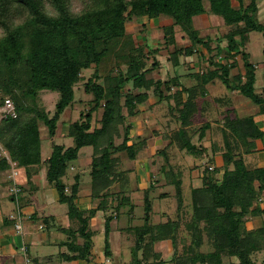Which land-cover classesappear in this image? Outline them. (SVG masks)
Here are the masks:
<instances>
[{"label":"trees","instance_id":"1","mask_svg":"<svg viewBox=\"0 0 264 264\" xmlns=\"http://www.w3.org/2000/svg\"><path fill=\"white\" fill-rule=\"evenodd\" d=\"M260 1L0 0V104L10 99L16 113L15 117H0V174L9 172V161L24 172V183L17 181L20 209L26 204L25 191L32 175L44 169L45 184L54 190L56 201L65 205L67 225L55 223L54 216L46 214L41 222L44 229L55 227L66 235L64 244L72 254H62L63 258L87 261L95 233L89 220L99 210L103 214V254L108 257L109 224L125 206L127 228L134 235L127 264H166L153 251V243L161 240L170 241V264H221L223 258L233 260L230 264H261L257 253L264 250V209L258 200L264 191V165L252 166L244 155L254 151L256 140L264 147V131L252 116L230 117L225 112L221 118V143L210 147L212 155L218 152L220 164L203 167L200 184L189 190L188 213L183 209L180 173L173 171L167 158L172 148L191 155L202 153L191 139L200 140L209 124L195 125L194 118L208 102L204 86L215 79L227 91L234 90L257 105L264 115V60L260 90L256 91L260 63H252L246 51L249 33L258 32L264 38V23L258 18ZM203 13L217 16L225 32L213 40L200 36L192 19ZM159 17L165 20L160 26L161 46L137 42L136 36L145 29L143 19ZM128 21L138 25L137 34L127 32ZM176 29L187 44L177 45ZM161 48L167 50L166 60L174 68L188 64L186 60L193 55L205 64L186 74L191 81L188 85L179 74L162 79L153 74L160 67ZM86 69L91 73L82 87L91 98L86 110L67 125L71 145L52 143L49 155L41 160L39 126L46 127L48 137L55 134L56 122L73 102L74 86ZM42 91L58 94L51 114L40 105ZM149 97L165 102L169 118L178 124L162 135L167 142L155 151L163 160L156 173L163 174L173 187L176 214L151 221L149 189L153 182L149 175L141 223L132 225L135 206L129 197L130 178L118 166L119 153L134 160L145 150V137L130 136L128 117L138 113L137 106ZM214 101L229 103L223 98ZM93 113L98 114V126L91 127ZM85 146L91 148L87 175L95 206L79 210L75 198L81 175L74 173L70 183L64 178ZM208 160L213 163L212 156ZM256 215L263 218L262 225L246 228L245 221ZM77 237L82 239L79 245Z\"/></svg>","mask_w":264,"mask_h":264},{"label":"rangeland","instance_id":"2","mask_svg":"<svg viewBox=\"0 0 264 264\" xmlns=\"http://www.w3.org/2000/svg\"><path fill=\"white\" fill-rule=\"evenodd\" d=\"M260 13H259V20L264 23V0L260 3ZM145 21V29L144 32L139 33L136 36L137 42L144 43L150 47L154 46H161L162 43V32L160 29V26L164 23V17H159L157 19H151ZM219 26L211 25V22L205 21L202 19H194V25L200 29L208 30V36L211 37L213 40L216 35H221L223 32H225V27L222 25L221 21ZM208 27V28H207ZM215 27V28H214ZM127 32H131L133 34H137L136 29L138 28V25L134 22L128 21L127 23ZM207 28V29H206ZM177 30V29H176ZM176 43L177 45H184L187 44V40L184 36H182V33L177 30L175 35ZM214 44V42H212ZM264 48V38L262 37L261 33L258 32H251L249 33V40L246 45V51L249 53V60L252 63L259 64L258 68L256 69V81L261 83V61L264 60V54L262 53V49ZM170 49V48H169ZM166 50V49H165ZM164 48H161L160 53L158 55L159 61H160V67L158 68L157 72H154V75H157L158 77L165 79L168 76H171L173 74H185L188 71H194L196 69H201L200 67L197 68L196 61H192L191 65H185L182 64L177 67H172L169 62L166 60L167 58V50L165 51ZM194 58V57H193ZM198 60V59H197ZM239 62V61H237ZM240 63V62H239ZM201 63H199L200 65ZM91 69H86L81 71V80L74 86V100L70 104V106H67L64 108L63 112L61 113L58 121L56 122V130L55 135L52 137H48L46 127H44L42 124L39 126V137H40V152L43 158L47 157L50 152L51 144H60L64 147L71 145V139L69 137H66V129L67 125L76 120L78 118L79 112H83L86 110L89 104H87L88 100L91 98L90 94H86L83 92L82 84L84 80L90 75ZM256 82V87L258 86ZM185 84H189V80L184 81ZM219 84V83H218ZM219 86L222 88V91L224 92V87L219 84ZM212 94L216 90L215 87L210 88ZM222 92V93H223ZM215 94V93H214ZM57 93L55 91H42L39 93V102L40 105L43 106V109L47 111L49 114L53 111V104L57 98ZM155 99L146 100L144 103L137 106V114L133 116H129L128 120L131 123L132 121V134L134 132L140 133L141 137L147 138L148 146H150V150H147L145 152H142L139 154V157L135 160H128L123 152L119 153L120 157V163L119 168L120 170L127 171L128 176L130 178V193L129 197L131 199V202L134 204V219L132 221V225H137L141 223V215L143 211L142 207V196H143V190L147 188L148 186V178L150 175V178L153 182L152 188L149 189V196L151 198V221L153 223L164 220L163 214L165 216H168L170 218H174L176 214V208H175V198L173 195V187L170 184H166L164 182V179L162 178L161 173L157 172V167L160 163H163L162 157L156 155L155 151L158 150V147L163 145L167 139L163 138V132L166 131L169 133L171 130L174 129L173 121L168 119L167 111L165 108V102H162V105H154ZM250 103V102H249ZM154 105V106H153ZM252 107H256L252 103H250ZM97 113H93L92 115V121H91V127L98 126L97 123ZM168 119V121H167ZM131 120V121H130ZM194 122H197V119L194 120ZM156 132V133H154ZM165 132V133H166ZM166 133V134H167ZM207 135V133H206ZM208 139L214 138L215 140H220V135L218 130H213L211 134H209ZM133 136V135H132ZM195 137V136H194ZM152 140V141H150ZM205 144L207 145V139L204 140ZM160 143V146H159ZM208 147V146H207ZM184 152V151H183ZM210 154L211 151L209 150ZM185 153V152H184ZM90 154H91V148L88 146L83 147L80 152L79 156L76 160L72 161L73 163V169H71L69 166L66 171V180L67 183L71 182V176L74 172H78L80 177V188H84L85 185L89 184V178L87 175L88 171V164H87V158L88 161L90 160ZM209 154V155H210ZM208 155V156H209ZM169 161V165L174 167L175 165H179L183 167L184 170L190 171V173L184 172V186L182 191V197H183V204H184V210L186 213L189 212V190L191 186L195 183L194 186H197L200 184V178L199 171L194 170V164L196 165L198 162L197 167L202 166H212V162H210L208 159L202 160L203 162H199L196 157H189L184 155L181 152L178 151H169V156L167 157ZM75 165V166H74ZM202 169V168H201ZM130 170V171H129ZM8 171L0 174V179H7ZM18 175L16 174V180ZM196 176V180L193 181L192 178ZM42 176H40L39 181L42 182ZM4 184V181L2 182ZM6 184V192L7 196L6 198H3L2 202L7 203V207L11 206V213L16 214V210L12 207L14 205V201L10 198L7 191V183ZM136 187V188H135ZM52 190L53 195H55L54 190L49 188V191ZM83 190V189H82ZM86 192V191H85ZM161 194L164 196L161 197ZM58 209H61L60 211H63L65 213V205L64 204H58L56 202ZM22 210V209H21ZM28 209H26L27 211ZM26 211H23L26 213ZM188 214H186L187 216ZM60 219V218H58ZM90 222V228L95 232L94 234H100L102 236L103 232V220L101 218H94L91 219ZM117 225H115V221L111 222L109 224L111 232L109 233L110 237V243L113 245V259L111 263L113 264H120L123 263L122 260L124 259V254L126 249L129 251V258L128 260L132 258L130 252H132L133 247V237H130V234H133L132 229H124L127 222L126 220H118L116 222ZM115 227V229H114ZM124 230H120V229ZM100 231V232H98ZM180 234H185L181 229L179 230ZM124 234L125 236L129 234L127 237V240L124 239L125 236L119 237L117 234ZM102 241V240H101ZM96 243H98V240H96ZM118 245V246H117ZM179 246V243L177 244ZM167 247V248H166ZM160 248L162 250H167L170 248L168 244H165V246ZM56 250H53L51 252H54ZM259 253H257V256H259ZM125 255V256H126ZM127 260V261H128Z\"/></svg>","mask_w":264,"mask_h":264},{"label":"crops","instance_id":"3","mask_svg":"<svg viewBox=\"0 0 264 264\" xmlns=\"http://www.w3.org/2000/svg\"><path fill=\"white\" fill-rule=\"evenodd\" d=\"M261 1H260V3H261ZM260 3H259L258 15L260 13V7H261ZM196 18L205 20L206 22L210 21L211 25H215L216 27L220 25L219 21H221L217 16H215L213 14H208V13H203V14H200V15L193 17V19H192L193 26L196 29H198L200 36H206V37H209L208 36L209 34L207 31L211 30V29L203 30V29L196 27L194 25V19H196ZM258 18H259V16H258ZM175 41H176V39H175ZM186 61H188V64H185V65H191L192 61H196L195 65L197 66V68L198 67L201 68V65L205 64V62H203V64L199 65L200 62H198L196 55H193L192 57L188 58V60H186ZM194 71H196V70H194ZM194 71H188L187 73L194 72ZM187 73L180 75V80L183 83L185 80L190 81L189 76L186 75ZM255 82H257V81H255ZM218 83L221 86H223L217 79H215L213 82L207 83L204 86V88L206 90L205 97L208 100V102L205 103L204 109L199 107L200 109H203V111H200L198 113L199 115L196 114L197 117L194 118V120L197 119V122H194L195 125H200L203 122H207L209 124V127H207V129H205L203 137L200 140H197L196 136L191 139V142L198 149H200L202 151V153H200V154L196 153L194 155H191V154L184 153L183 150H177L175 148H172L170 150V151H173V149H174V151L176 150L178 152H181L186 156L196 157L198 160H200L199 162H203L202 160L208 159V158H210V156H212V158H213L212 166L213 167L218 166L220 164L219 154L217 152V153H214L212 155V153L210 154L209 150L211 151L210 147L212 144L217 143L218 145H220V143H221V133H220V130L218 129V127L221 126V120H222L221 118L224 116L225 112L228 113V116H230V117H232L234 115H236L238 117L251 115L255 124L257 125V127L260 130L264 131V115H262L258 112V106L255 105L256 107H252L250 105L251 102L246 97L242 96L241 94H238L234 90L227 91L224 88V92H223L222 88L219 86ZM257 84H258V82H257ZM186 85H188V84H186ZM260 85H261V83H259L258 86L256 87V91L260 90ZM211 87L216 88V90L214 91L215 94L214 93L212 94V92L210 90ZM151 98L155 99L153 102L154 105H162V102H158L156 97H149L147 99V100H149L150 104H152L150 102ZM214 98L227 99V100H229V103H227V104L226 103H217L214 101ZM197 100H198V102L200 101L199 99H197ZM200 114H202V115H200ZM133 117H134V115H133ZM168 119L170 120L169 117H168ZM168 119H167V121H168ZM173 123H174L173 124L174 128H176L178 126V124L176 122H173ZM130 124H131V129L129 131L130 136L141 135L140 133L138 134L136 132H134L132 134V121ZM216 129L219 132L220 140H215L214 138L208 139V136H210L209 134H211L213 132V130H216ZM162 132L164 134L167 133L166 131H162ZM154 133H156V132H154ZM206 133H207V135H206ZM167 134H169V133H167ZM65 136H66V134H65ZM52 137H51V139H52ZM206 139L208 142L207 145L204 142V140H206ZM150 141H152V140H150ZM147 142H148V140L146 138V143H145L146 147H145V150L143 152L150 150V146H148ZM165 143L161 146L159 143L160 147H158V149L164 147ZM82 148L79 149L78 154H77V158H78L79 152ZM40 155H41V152H40ZM45 158H43L41 155V160H44ZM86 158H87V164L89 166L90 160L88 161V157H86ZM90 158H91V154H90ZM244 159L247 163L251 164L252 166H263L264 165V147H263L262 141L256 140L254 151L244 155ZM168 163H169V161H168ZM72 166H73V163L72 164L70 163L69 167L71 169H73ZM197 166H198V162L196 165L194 164V166H193L194 170L198 172L200 169L202 171L204 166H202V167H197ZM172 168L176 174H177V172L180 173L181 188L183 191V186H184L183 175H184L185 171L187 172V170H184L183 167H181L179 165H175L174 167L172 166ZM207 168H208V166H207ZM74 173H76V172H74ZM187 173H190V171H188ZM17 175H18L17 181L19 183L20 182L24 183V180H25L24 172L22 170H17ZM161 175H162V178L164 179L163 174H161ZM40 176L43 177L42 182L39 181ZM200 176H201V172L199 173L198 177H200ZM195 178H196V176L194 178H192L193 181L196 180ZM5 180L6 179H2V180L0 179V264H22L23 255L19 250L20 247H24L25 254L28 257L30 264H113V263H111V261L113 259V245L110 243V237H109L110 234H107V236H106L107 237L106 239L108 241V250H109V256L108 257H105L103 254L104 234H102V236H100V234L99 235L98 234H91V240L93 242V245H92L91 254L88 256L87 261L80 260V259L66 260L65 258H63L62 254H65V253L72 254L71 252H69L67 250V248L64 244V241L66 239V235L61 233L60 231H58L55 227H52L50 229H44L42 222H41L42 214H46V215L54 216L55 223H59L63 226L67 225V219H66L65 213L63 211H60L61 209H58V206L56 204V202H57L56 201V194L53 195L52 190L49 191L50 187H48L44 182V169L43 168H40L36 174L32 175V177H31L32 182L27 185V190L25 191V195H26L25 203L26 204H24V206H22V208L19 209L21 229L19 231H16L13 227L14 221L9 218V215L12 214L10 211L11 206L7 207V203L2 202L3 198L8 197L7 193H5L6 192ZM3 181H4V184L2 183ZM164 182H165V179H164ZM194 185H195V183L191 187H195ZM82 189L80 188V183H79V188H78V192L76 194L75 203H76L79 210H87V209L95 206V203L91 202V199H90L89 184L88 185L86 184L85 187ZM258 205L260 208L264 209V191H263L260 199L258 200ZM12 207L14 208V205ZM26 209H28V210L26 211ZM125 209H126L125 206L118 209L117 214L111 220V222L115 221V225H117L116 222L118 220H121V219L126 220L127 224H126L124 229H128L127 228V226H128L127 216L124 214ZM23 211H26V213H24ZM96 217L102 219L103 218L102 211H100V210L96 211L94 216L91 219H94ZM163 217H164V219L166 218V216L164 214H163ZM58 218H60V219H58ZM91 219L89 220V226H90V222L92 221ZM262 223H263V218L260 215H256V216L249 217L245 221V227L246 228H257V227H260L262 225ZM114 229H115V227H114ZM124 229L122 228L120 230L122 231ZM98 232H100V231H98ZM110 232H111V230L109 231V233ZM117 235H119V237L125 236L124 234H120V233ZM128 236H129V234H127L124 239L127 240ZM131 237H133V239H134L133 234H130L129 238H131ZM96 240H98V243H96ZM81 242H82L81 237H77L75 240V243L77 245H79V244H81ZM165 244H168L170 246V248L167 250L166 249L162 250L160 248V246L163 247V246H165ZM133 246H134V240H133ZM132 249H133V247H132ZM53 250H56V251L51 252ZM128 251L129 250L126 249L125 254H124V259L122 260L123 263H120V264H127L129 262V260H128L129 259L128 258L129 252ZM153 251L157 252L159 254V258L161 260H164L166 262V264H170L169 260L171 258V254H172V247H171L169 240H161V241H157V242L153 243ZM126 254L128 255V257ZM130 254H131V252H130ZM257 260L261 264H264V250L259 253ZM232 261L233 260H231V259L223 258L221 264H230V262H232ZM196 264H198V263H196ZM234 264H236L235 261H234Z\"/></svg>","mask_w":264,"mask_h":264},{"label":"built area","instance_id":"4","mask_svg":"<svg viewBox=\"0 0 264 264\" xmlns=\"http://www.w3.org/2000/svg\"><path fill=\"white\" fill-rule=\"evenodd\" d=\"M16 113L13 107V104L10 99L4 98L2 103L0 104V117L10 116L15 117ZM9 173L7 175V191L10 198L14 201V209L16 210V214H10L9 218L14 221L13 227L16 231H19L21 229V223H20V213L18 208V193L19 188L17 185L16 180V174L17 170L15 168V164L11 161H9ZM210 169V167H209ZM20 252L23 255L22 264H30L28 257L25 254L24 247H20Z\"/></svg>","mask_w":264,"mask_h":264}]
</instances>
